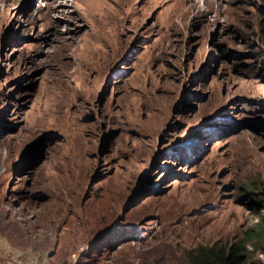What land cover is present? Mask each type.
I'll use <instances>...</instances> for the list:
<instances>
[{"label":"rangeland","instance_id":"1","mask_svg":"<svg viewBox=\"0 0 264 264\" xmlns=\"http://www.w3.org/2000/svg\"><path fill=\"white\" fill-rule=\"evenodd\" d=\"M263 206L264 0H0V264H264Z\"/></svg>","mask_w":264,"mask_h":264},{"label":"trees","instance_id":"2","mask_svg":"<svg viewBox=\"0 0 264 264\" xmlns=\"http://www.w3.org/2000/svg\"><path fill=\"white\" fill-rule=\"evenodd\" d=\"M256 228L263 231V228L259 226ZM253 232H255V229H253ZM249 236L247 235L243 240L235 243L216 242L212 245H200L188 249L183 254L184 261L186 264H245L248 257L246 242Z\"/></svg>","mask_w":264,"mask_h":264},{"label":"crops","instance_id":"3","mask_svg":"<svg viewBox=\"0 0 264 264\" xmlns=\"http://www.w3.org/2000/svg\"><path fill=\"white\" fill-rule=\"evenodd\" d=\"M15 257V256H14Z\"/></svg>","mask_w":264,"mask_h":264}]
</instances>
